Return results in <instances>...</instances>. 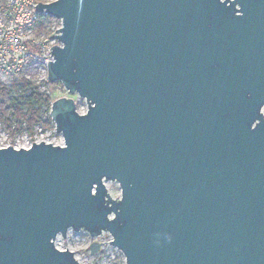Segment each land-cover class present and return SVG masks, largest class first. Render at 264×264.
<instances>
[{
    "label": "water",
    "instance_id": "95a60500",
    "mask_svg": "<svg viewBox=\"0 0 264 264\" xmlns=\"http://www.w3.org/2000/svg\"><path fill=\"white\" fill-rule=\"evenodd\" d=\"M37 10L62 21L49 82L89 110L52 103L64 147L0 148V264H79L69 230L127 264H264V0Z\"/></svg>",
    "mask_w": 264,
    "mask_h": 264
},
{
    "label": "rangeland",
    "instance_id": "374dc122",
    "mask_svg": "<svg viewBox=\"0 0 264 264\" xmlns=\"http://www.w3.org/2000/svg\"><path fill=\"white\" fill-rule=\"evenodd\" d=\"M8 0H0V24L5 30L4 26L8 28L10 21H7L8 8L4 5ZM41 3H51L56 0H40ZM5 18V19H4ZM52 18V17H51ZM4 25V26H3ZM62 27V21L56 18H52L46 22V31L40 33L38 36H32L30 32H26V40L32 41L33 43L39 40H48L49 46H61L59 40L56 37L59 36L58 31ZM7 34L3 37L0 34V88L4 87L9 89L11 81L17 79H11L9 76H5L3 71L5 70L4 61L5 52L3 51L4 42ZM27 80L31 81L33 86L37 88L38 93H42L47 97H50L53 102L63 97L74 99L76 107L81 115H85L88 110L87 101L81 99L79 96H70L68 91L65 90L64 86L60 82H49L48 76L37 74L34 71L26 74ZM10 79V80H9ZM15 98L23 97V93L19 91L14 93ZM52 102V103H53ZM52 106V105H51ZM35 111L38 112V117L42 120V124L36 125L30 130V125L27 121H22L21 118H17L16 114H11L10 117L7 114H3L0 111V148L13 147L17 150L28 149L32 144H42V142L60 145L64 142L63 135L56 131L55 124L50 118L48 108L44 104H40L34 107ZM29 109L23 111V115H28ZM51 112V111H50ZM264 114V109H263ZM51 120V123H49ZM65 143V142H64ZM107 186L108 194L115 201H119L121 196L120 185L116 182H109L105 184ZM112 237L108 232H103L99 237H91L87 231L80 230L75 232L69 230L67 238L59 235L55 240L54 244L57 249L61 251H71L76 256V260L80 261V264H127L124 254L113 244H111ZM105 243V244H103ZM92 244H100L99 250L92 253Z\"/></svg>",
    "mask_w": 264,
    "mask_h": 264
},
{
    "label": "built area",
    "instance_id": "2783aa9c",
    "mask_svg": "<svg viewBox=\"0 0 264 264\" xmlns=\"http://www.w3.org/2000/svg\"><path fill=\"white\" fill-rule=\"evenodd\" d=\"M38 3L41 2H37V0H8L4 4L8 8L6 17L10 24L8 28L3 25L5 30L0 24L2 37L4 34L9 35L4 40L6 43L3 51L6 56L3 60L5 67L3 73L11 79H14L18 73H23L26 77V74L31 71L36 72L38 75L43 73L47 77L48 66L54 60L52 48L55 46H49L48 40H39L38 43H33L26 40L25 37L28 32L34 37L40 35L37 34V27L46 22V18L49 16L37 10ZM55 146L64 147L65 143Z\"/></svg>",
    "mask_w": 264,
    "mask_h": 264
},
{
    "label": "trees",
    "instance_id": "16d2710c",
    "mask_svg": "<svg viewBox=\"0 0 264 264\" xmlns=\"http://www.w3.org/2000/svg\"><path fill=\"white\" fill-rule=\"evenodd\" d=\"M37 2L41 1L37 0ZM51 19L50 16L46 18L47 21ZM46 22L41 23L37 27V34L46 31ZM14 79L17 80L11 81L12 83L9 89L4 87L0 88V111L3 114H8L9 117L11 114H16L17 118H21L22 121H27L30 125V130H32L36 125L42 124V120L38 117V112L35 111L34 107L44 104L50 113L53 100L42 93H38L37 88L33 86L31 81L25 78L23 73H18ZM19 91L23 93V97L15 98L13 94ZM25 109H29L30 112L28 115H23ZM49 123H51V120Z\"/></svg>",
    "mask_w": 264,
    "mask_h": 264
},
{
    "label": "bare ground",
    "instance_id": "6f19581e",
    "mask_svg": "<svg viewBox=\"0 0 264 264\" xmlns=\"http://www.w3.org/2000/svg\"><path fill=\"white\" fill-rule=\"evenodd\" d=\"M57 1V0H56ZM45 4V3H44ZM61 45V44H60ZM78 263L80 264V261L77 259Z\"/></svg>",
    "mask_w": 264,
    "mask_h": 264
}]
</instances>
